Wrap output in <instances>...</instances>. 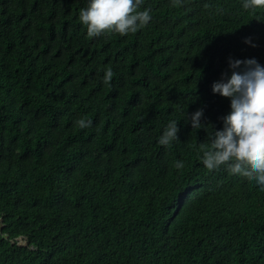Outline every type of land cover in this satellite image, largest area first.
I'll use <instances>...</instances> for the list:
<instances>
[{
  "label": "trees",
  "instance_id": "1",
  "mask_svg": "<svg viewBox=\"0 0 264 264\" xmlns=\"http://www.w3.org/2000/svg\"><path fill=\"white\" fill-rule=\"evenodd\" d=\"M88 4L0 0V264H264V191L200 149L229 58L264 66V8L143 0L146 27L89 38Z\"/></svg>",
  "mask_w": 264,
  "mask_h": 264
},
{
  "label": "clouds",
  "instance_id": "2",
  "mask_svg": "<svg viewBox=\"0 0 264 264\" xmlns=\"http://www.w3.org/2000/svg\"><path fill=\"white\" fill-rule=\"evenodd\" d=\"M171 3L178 7L182 0H171ZM142 4L143 0H89L88 6L80 9L79 20L86 27L89 38L106 32L121 36L136 33L152 19L150 8L139 10ZM242 6L245 9L264 8V0H243ZM245 43L250 40L246 39ZM229 67L231 75L225 73L221 80L214 82L212 92L230 98L231 111L221 117L223 128L214 130L210 144L201 143V160L209 171L224 166L230 174L255 181L264 191V66L254 58H229ZM113 76L108 67L103 82L109 84ZM202 117V109L191 115L192 129L204 127ZM92 123L86 118L76 121L81 129L91 127ZM178 132V121L170 120L158 138L159 145L168 146L178 140ZM175 167L182 169L184 163L176 161Z\"/></svg>",
  "mask_w": 264,
  "mask_h": 264
},
{
  "label": "rangeland",
  "instance_id": "3",
  "mask_svg": "<svg viewBox=\"0 0 264 264\" xmlns=\"http://www.w3.org/2000/svg\"><path fill=\"white\" fill-rule=\"evenodd\" d=\"M0 227H1V223H0ZM19 242H20L21 244H26V241L23 240V239H20Z\"/></svg>",
  "mask_w": 264,
  "mask_h": 264
}]
</instances>
